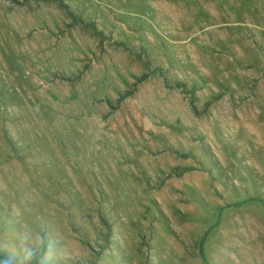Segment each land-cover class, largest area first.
<instances>
[{"label":"rangeland","instance_id":"1","mask_svg":"<svg viewBox=\"0 0 264 264\" xmlns=\"http://www.w3.org/2000/svg\"><path fill=\"white\" fill-rule=\"evenodd\" d=\"M0 264H264V0H0Z\"/></svg>","mask_w":264,"mask_h":264}]
</instances>
